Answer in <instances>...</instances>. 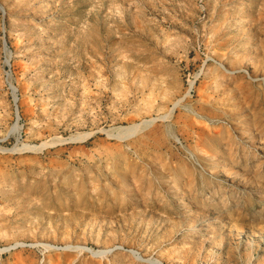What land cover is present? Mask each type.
I'll list each match as a JSON object with an SVG mask.
<instances>
[{"label":"rangeland","instance_id":"1","mask_svg":"<svg viewBox=\"0 0 264 264\" xmlns=\"http://www.w3.org/2000/svg\"><path fill=\"white\" fill-rule=\"evenodd\" d=\"M0 5V264H264V0Z\"/></svg>","mask_w":264,"mask_h":264},{"label":"bare ground","instance_id":"2","mask_svg":"<svg viewBox=\"0 0 264 264\" xmlns=\"http://www.w3.org/2000/svg\"><path fill=\"white\" fill-rule=\"evenodd\" d=\"M178 102L179 101L174 103V106L172 107L171 112H173L175 107L178 105ZM151 120H153V119H151ZM151 120H143L142 122H139V123H134V124H131L128 126L121 127V128H119V136H127L129 134H135V133L139 132L144 127V125L150 124Z\"/></svg>","mask_w":264,"mask_h":264},{"label":"water","instance_id":"3","mask_svg":"<svg viewBox=\"0 0 264 264\" xmlns=\"http://www.w3.org/2000/svg\"><path fill=\"white\" fill-rule=\"evenodd\" d=\"M0 7L2 8V11L5 12L4 7H3L2 5H0ZM4 45H5V48H7V42H6V40H4ZM8 63H10V61H9ZM10 87L12 88L11 85H10ZM15 90H16V89H15ZM16 97H17V96H16ZM16 97H14L15 104H16V102H17V100H18V97H17V98H16ZM16 105H17V104H16Z\"/></svg>","mask_w":264,"mask_h":264}]
</instances>
